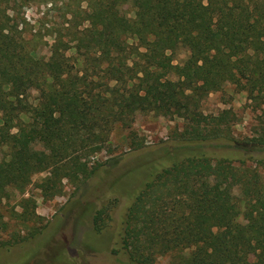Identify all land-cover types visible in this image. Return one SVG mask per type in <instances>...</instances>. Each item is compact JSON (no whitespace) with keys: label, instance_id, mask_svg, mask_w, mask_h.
<instances>
[{"label":"trees","instance_id":"obj_1","mask_svg":"<svg viewBox=\"0 0 264 264\" xmlns=\"http://www.w3.org/2000/svg\"><path fill=\"white\" fill-rule=\"evenodd\" d=\"M86 1L87 12L78 22L72 13L46 58L16 18L0 11V204L12 190L23 195L36 173L49 172L39 186L51 195L63 177L90 176L81 158L99 152L112 129L128 127L135 103L142 113L187 122L178 137L190 150H163L166 164L147 166L122 219L116 255L126 264L164 256L169 264H264V156L254 154L264 152V121L238 143L230 110H200L201 99L226 86L245 92L252 107L264 106V0ZM180 51L185 57L174 64ZM205 144L227 154L205 155ZM20 206V226L40 219L32 199L21 198ZM103 215L101 209L93 217L97 231ZM40 230L13 232L0 247Z\"/></svg>","mask_w":264,"mask_h":264},{"label":"rangeland","instance_id":"obj_2","mask_svg":"<svg viewBox=\"0 0 264 264\" xmlns=\"http://www.w3.org/2000/svg\"><path fill=\"white\" fill-rule=\"evenodd\" d=\"M2 10L16 18L22 36L30 45H36L39 57L46 58L49 45L57 33L64 32L72 13H79L78 22L87 12V1L0 0ZM87 26L85 22L80 28ZM69 43L74 45L73 41ZM184 57V51L178 52L173 63ZM35 95L33 92L32 96ZM250 103L245 92L226 86L201 99L200 110L211 116L230 110L231 136L234 142L241 143L255 135L259 121H264V106L256 108ZM127 116V128L112 129L99 152L81 158L87 171H92L90 176L63 177L59 191L51 195L39 186L49 172L36 173L30 177L23 195L12 190L8 200L2 199L0 214L7 229L0 230V240L7 239L13 232L24 236L32 228L41 230L28 241L0 247V264H126L125 258L113 250L117 248L122 219L132 196L146 180L147 166L165 163L173 153L185 155L190 150L178 137L187 123L182 118L142 113L135 103L131 104ZM33 149L41 148L36 144ZM199 151L211 157L227 154L226 150L211 144L203 145ZM5 153L6 149H0V160ZM254 154L264 156L263 151ZM259 171L264 178V163ZM21 198L32 199L35 213L40 217L28 228L20 226L14 219L15 213L22 211ZM101 209L104 211L103 227L97 231L93 217ZM238 221L244 222L241 216ZM155 264H169V258L161 257Z\"/></svg>","mask_w":264,"mask_h":264}]
</instances>
